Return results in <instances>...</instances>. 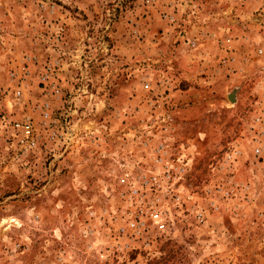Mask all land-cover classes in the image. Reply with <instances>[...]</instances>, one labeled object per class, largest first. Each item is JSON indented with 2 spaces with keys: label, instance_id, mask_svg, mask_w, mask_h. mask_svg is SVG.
Masks as SVG:
<instances>
[{
  "label": "rangeland",
  "instance_id": "374dc122",
  "mask_svg": "<svg viewBox=\"0 0 264 264\" xmlns=\"http://www.w3.org/2000/svg\"><path fill=\"white\" fill-rule=\"evenodd\" d=\"M0 264H264V0H0Z\"/></svg>",
  "mask_w": 264,
  "mask_h": 264
},
{
  "label": "built area",
  "instance_id": "2783aa9c",
  "mask_svg": "<svg viewBox=\"0 0 264 264\" xmlns=\"http://www.w3.org/2000/svg\"><path fill=\"white\" fill-rule=\"evenodd\" d=\"M28 125L26 124L25 126H24V129L26 130V131H28Z\"/></svg>",
  "mask_w": 264,
  "mask_h": 264
}]
</instances>
